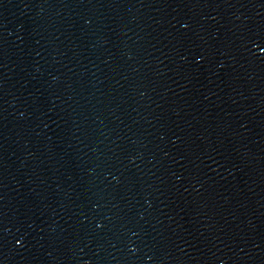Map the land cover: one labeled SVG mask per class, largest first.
<instances>
[{
	"label": "water",
	"instance_id": "1",
	"mask_svg": "<svg viewBox=\"0 0 264 264\" xmlns=\"http://www.w3.org/2000/svg\"><path fill=\"white\" fill-rule=\"evenodd\" d=\"M0 264H264V0H0Z\"/></svg>",
	"mask_w": 264,
	"mask_h": 264
}]
</instances>
